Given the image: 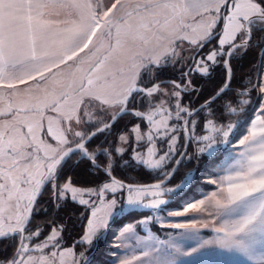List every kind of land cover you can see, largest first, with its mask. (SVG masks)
Returning <instances> with one entry per match:
<instances>
[{"label":"rangeland","instance_id":"rangeland-1","mask_svg":"<svg viewBox=\"0 0 264 264\" xmlns=\"http://www.w3.org/2000/svg\"><path fill=\"white\" fill-rule=\"evenodd\" d=\"M79 1L72 14L85 29V53L61 64L63 49L54 48L46 57L54 64L51 73L35 84L30 103L16 111L0 104V229L24 219L32 185L69 143L68 129L70 142L81 138L86 127L118 110L143 67L158 65L178 42L180 48L184 41L206 40L225 0H199L195 7L186 0H116V14L107 15L97 13L109 0ZM261 10L255 0H229L217 47L198 56L193 72L206 74L217 53L246 35L245 19ZM262 62L257 111L241 124L208 120L198 128L192 122L191 133L183 132V108L177 98L170 101L179 91L164 89L155 108L122 131L115 145L116 155L127 153L155 170L162 184L126 188L113 179L98 186L64 180L60 197L89 207L83 247L62 246L58 228L45 236L38 228L12 264H264ZM98 103L109 105L108 113L98 112ZM187 134L190 143L175 160Z\"/></svg>","mask_w":264,"mask_h":264},{"label":"trees","instance_id":"trees-1","mask_svg":"<svg viewBox=\"0 0 264 264\" xmlns=\"http://www.w3.org/2000/svg\"><path fill=\"white\" fill-rule=\"evenodd\" d=\"M255 1L261 6V14L264 15V0ZM222 21L221 10L219 23L212 33L220 29ZM249 27L252 31L250 40L235 46L229 53L227 61L225 60V53L230 45L225 46L223 52L217 53L216 60L213 63H208L206 74L193 72L192 66L198 56L204 55L208 48L217 47L216 37L219 33L198 50L187 74H184L183 71L190 63L199 44L204 40L195 45L184 41L185 44L180 48H178V42L174 51L166 55L158 65L149 64L143 67L140 77H145L150 73L152 75V72H155L152 76V83L162 81L158 88L155 89L154 87L149 93L142 91L133 93L129 98L126 111L111 126L97 132L85 144L93 160L86 155L84 150L78 149L68 154L58 164L54 175L39 192L31 221L24 229L23 234L21 235L20 232L10 234L0 240V264H12L20 252L19 247L27 240L30 230L38 228L42 229L44 236L53 227L58 228L61 230L59 242L62 246L73 245L78 250L83 247L84 243L79 238L84 231L89 207L81 205L69 197H60L59 191L64 180L70 179L72 183L81 186H98L110 179L108 172L127 183H148L159 180L156 179L155 170L148 169L141 163L134 161L127 153L116 155L115 145L122 131L138 119L145 118L142 114L147 110L155 108V103L163 94L164 89L168 91L178 90L179 95L170 97V101L177 98L176 102L179 103L180 108L193 109L211 97L229 79L228 86L217 98L187 119L189 133H191L192 122L197 124L198 128H204V124L208 120H213L215 124L221 126L230 122L241 124L248 120L261 98L260 73L262 55H264V20L252 19L249 22ZM240 37L237 40L241 39ZM181 73L182 75H179ZM121 103L122 101L119 107ZM97 105L98 112L108 113L109 105L102 103ZM78 113L81 123H84L81 108H79ZM112 115L110 114L106 119L97 123L95 121L90 122L95 124L89 125L88 129L86 127V133L73 142H70L72 133L68 129L69 143L66 146L87 137L95 128L110 120ZM182 130L184 132L183 128ZM217 158L218 155L215 159Z\"/></svg>","mask_w":264,"mask_h":264},{"label":"crops","instance_id":"crops-1","mask_svg":"<svg viewBox=\"0 0 264 264\" xmlns=\"http://www.w3.org/2000/svg\"><path fill=\"white\" fill-rule=\"evenodd\" d=\"M186 1L190 7L199 3V0ZM79 3V0H0V104L3 109L21 110L20 107L30 103L27 99L36 85L51 73L54 64L51 66V59L46 62V57L52 55L54 48L63 49L62 56L57 57L62 60L61 64L85 53V29L72 14ZM118 6L116 0L103 2L97 14H116L111 11ZM37 16L44 18L37 22ZM261 74L262 71L260 79Z\"/></svg>","mask_w":264,"mask_h":264},{"label":"water","instance_id":"water-1","mask_svg":"<svg viewBox=\"0 0 264 264\" xmlns=\"http://www.w3.org/2000/svg\"><path fill=\"white\" fill-rule=\"evenodd\" d=\"M227 1L228 0H225L224 1V5H223V9H222V15L224 16V11L226 9V5H227ZM255 18H260V19H263L264 20V15L263 14H259V15H252V16H249L248 18L245 19V21L243 22V30L244 32L246 33V37L243 38V39H240L238 41H235L233 42L230 47L226 50V53H225V60L227 61L228 60V56H229V53L231 52V50L239 45V44H242V43H247L248 40H250L251 36H252V31L249 27V22L252 20V19H255ZM222 29V25L220 27V29L214 33H212L206 40H204L202 43L199 44L197 50L193 53L192 55V59L190 61V63L187 65L186 69L183 71L184 74H187L189 69L191 68L194 60H195V55L196 53L198 52V50L206 43L208 42L209 40H211L213 38V36L217 35L218 33H220ZM264 58V55H262V59ZM160 82H162L161 80L160 81H157L155 83V89L158 88ZM229 84V79L226 81V83L217 91L215 92L211 97H209L206 101L202 102L201 104H199L198 106H196L195 108L193 109H188L186 111V115L183 119V129L185 131L188 130L187 128V119L193 115L197 110H199L200 108L206 106L207 104L211 103L215 98H217L223 91L224 89L228 86ZM138 90H141L142 92H146V93H149L151 92L152 90H150V87L147 86V87H143L141 85H138V84H135L133 85L130 90L127 92L125 98L123 99L120 107L118 108V110L112 115L111 119L106 121L105 123L101 124L100 126H98L97 128H95L93 131H91L87 137H85L84 139L78 141L77 143H74V144H71V145H68L66 146L58 155H56L54 157V159L51 161L50 165L44 170V172L35 180V182L33 183L32 185V188H31V193H30V198H29V201L27 203V206H26V211H25V217L24 219L16 226H12V227H6V228H3V229H0V240L1 238L3 237H6L10 234H14V233H18L20 232L21 235L23 234L24 232V229L28 226V224L30 223L31 221V218H32V213H33V208H34V204L37 200V197L39 195V192L41 191L42 187L51 179V177L54 175V173L56 172V169H57V166L58 164L65 158L67 157L68 154L74 152L75 150H84L86 152V155L91 159L93 160L91 157H90V154H89V151L86 149L85 147V144L99 131L105 129V128H108L109 126H111L116 120L117 118L126 111V107H127V104H128V101H129V98L130 96L138 91ZM143 115V114H142ZM144 116V115H143ZM189 134H187V138H186V141H185V145L182 149L181 152H183L186 148H187V145L189 143ZM178 160V159H177ZM108 177L110 179H113V180H116L118 181L119 183L123 184L126 188H129V187H153V186H158L160 184H162L161 181H153V182H148V183H127L123 180H120V179H117L116 177H114L110 172H108ZM21 243V241H20Z\"/></svg>","mask_w":264,"mask_h":264},{"label":"flooded vegetation","instance_id":"flooded-vegetation-1","mask_svg":"<svg viewBox=\"0 0 264 264\" xmlns=\"http://www.w3.org/2000/svg\"><path fill=\"white\" fill-rule=\"evenodd\" d=\"M249 25V24H248ZM246 37V35L244 36V37H241V39H243V38H245ZM240 40V39H239ZM238 41V40H237ZM190 70V69H189ZM189 72V71H188ZM179 75H182V73L181 74H179ZM149 79H150V76H149V74H147V76H145V77H140L139 78V80H138V82L136 83V84H138V85H141V86H143V87H147L146 85L149 83ZM152 84V83H151ZM138 91H141V90H138ZM135 93V92H134ZM183 108V110L181 111H179L178 113H180V114H184V115H186V111L188 110V108H186V107H182ZM189 143H190V139H189ZM189 143H188V145H189ZM184 147V146H183ZM188 147V146H187ZM183 149V148H182ZM182 149H181V151H182ZM179 152V154H178V156L176 157V159L175 160H179L180 158H181V155H182V153H184L185 152V150L183 151V152ZM2 239V238H1Z\"/></svg>","mask_w":264,"mask_h":264}]
</instances>
